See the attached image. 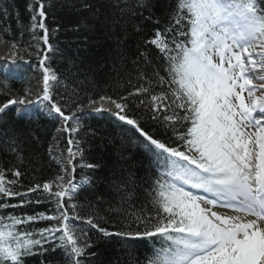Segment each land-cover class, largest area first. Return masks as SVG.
Masks as SVG:
<instances>
[{
    "label": "snow or ice",
    "instance_id": "1",
    "mask_svg": "<svg viewBox=\"0 0 264 264\" xmlns=\"http://www.w3.org/2000/svg\"><path fill=\"white\" fill-rule=\"evenodd\" d=\"M36 2L30 30L43 35L33 34L36 43L24 51L38 59L42 89L34 100L27 90L9 99L0 113L11 105H42L61 122L67 155L53 157L59 168L53 178L28 186L19 168H0V264H25L28 257L57 250L64 264H90L96 253L84 225L105 237L154 240L159 247L148 264H264V8L259 0H177L171 22L146 42L164 61L162 69L153 66L151 75L141 71L138 83L128 81L131 87L119 99L99 98L114 110L92 107L95 99L82 104L55 93L59 81L48 63L55 49L46 5ZM143 6L138 0L137 7ZM12 47L11 63H16L19 46ZM140 56L151 65L145 52ZM130 104L163 128L164 138L143 127L145 117L130 114ZM85 109L109 112L131 126L157 169L147 204L134 212L113 209L124 212L114 231L102 226L108 221L95 207L82 216L77 200L90 183L87 177L76 181L77 166L96 167L83 163L79 133ZM8 146L19 158L17 147ZM131 196L126 193L122 201ZM45 202L52 205L46 211H8ZM40 222L47 224L35 227Z\"/></svg>",
    "mask_w": 264,
    "mask_h": 264
},
{
    "label": "trees",
    "instance_id": "2",
    "mask_svg": "<svg viewBox=\"0 0 264 264\" xmlns=\"http://www.w3.org/2000/svg\"><path fill=\"white\" fill-rule=\"evenodd\" d=\"M46 5V26L50 32V43L55 51L50 53V66L58 76L55 93L70 96L78 103L89 104L101 96L119 99L126 95L131 85L138 83L141 71L151 75L153 66L163 67L164 61L158 51L146 42L156 29L165 28L174 16L177 0H139L143 7H137L138 0H43ZM264 8V0H259ZM30 6L32 11H30ZM38 8L36 0H0V41L15 42L23 53L25 66L18 68L25 80H14L2 75L0 68V106L17 95H24L26 80L36 76L33 70L42 72L35 55L24 49L35 44L33 34L42 36L37 29H31V16ZM41 46L42 42H41ZM141 52H145L151 65L145 64ZM75 92L76 95L72 96ZM132 113L143 115L141 125L155 135L164 138V129L147 115L130 104ZM57 118H46L38 109L31 116L16 113V107H8L0 113V168H19L25 173L21 178L25 186L53 178L58 165L49 157L48 146L58 126ZM79 133L84 149L83 163L93 168L77 166L75 177H87L88 185L79 191L77 200L83 205L81 215L87 216L91 207L108 223L102 226L114 231L113 224L120 227L125 211H138L149 200V191L157 169L154 158L145 147V141L135 130L112 115L85 114ZM65 141L62 138V141ZM20 152L18 158L9 144ZM80 160L77 158V165ZM120 189L119 191L117 189ZM126 193L131 198L123 200ZM38 194H31L36 199ZM16 201H10L15 203ZM52 205L47 202L32 204L23 209H9L19 214L46 211ZM40 222L35 227H44ZM94 246L90 264H148L154 247L152 239H121L105 237L89 228ZM64 264L62 253L49 251L43 257L33 255L25 264Z\"/></svg>",
    "mask_w": 264,
    "mask_h": 264
},
{
    "label": "bare ground",
    "instance_id": "3",
    "mask_svg": "<svg viewBox=\"0 0 264 264\" xmlns=\"http://www.w3.org/2000/svg\"><path fill=\"white\" fill-rule=\"evenodd\" d=\"M7 47H8V45H6ZM4 44H0V57H6L7 58V52H8V50L10 49V48H8V50H7V47H6ZM5 50H7V51H5ZM9 51H11V50H9ZM107 107V108H111V109H113L114 108V106L113 105H111V103L109 102V101H106V102H97V104H95V105H92V107ZM114 110V109H113Z\"/></svg>",
    "mask_w": 264,
    "mask_h": 264
},
{
    "label": "rangeland",
    "instance_id": "4",
    "mask_svg": "<svg viewBox=\"0 0 264 264\" xmlns=\"http://www.w3.org/2000/svg\"><path fill=\"white\" fill-rule=\"evenodd\" d=\"M0 44H4L5 46L6 45H8V47H7V50H8V48H10L9 50H11V51H9L11 54H12V52H13V47H12V44L9 42V41H2V42H0ZM7 50H5V51H7ZM17 51V55H19L20 56V54L21 53H19L20 51L17 49L16 50ZM12 58H13V56H12ZM14 66H16V65H18V61L16 62V63H12ZM32 90V89H31ZM36 92V90L34 91V93Z\"/></svg>",
    "mask_w": 264,
    "mask_h": 264
},
{
    "label": "clouds",
    "instance_id": "5",
    "mask_svg": "<svg viewBox=\"0 0 264 264\" xmlns=\"http://www.w3.org/2000/svg\"><path fill=\"white\" fill-rule=\"evenodd\" d=\"M99 101V100H98Z\"/></svg>",
    "mask_w": 264,
    "mask_h": 264
}]
</instances>
